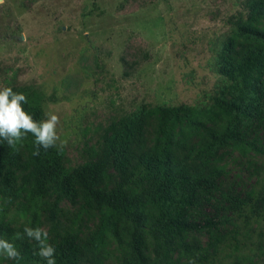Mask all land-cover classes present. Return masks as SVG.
Returning <instances> with one entry per match:
<instances>
[{
  "label": "rangeland",
  "instance_id": "374dc122",
  "mask_svg": "<svg viewBox=\"0 0 264 264\" xmlns=\"http://www.w3.org/2000/svg\"><path fill=\"white\" fill-rule=\"evenodd\" d=\"M249 1L3 0L0 86L16 92L39 89L44 114L59 117L57 134L66 141L62 162L70 173L99 159L111 138L120 143L129 130L133 142L126 157L130 164L140 159L152 146L157 125L144 116L149 106L201 109L236 101L239 109L215 127L225 141L194 136L184 170L214 180L224 192L264 194V86L260 93L240 97L217 71L223 60L237 56L245 42L237 21L244 24L243 10ZM232 35L237 38L235 50L222 55ZM186 153L185 149L181 157ZM110 158L113 188L121 173L115 168V156ZM30 179L29 155L22 147L17 164L0 182V191L12 186L21 192L11 206L0 194V217L10 228L30 226L35 213V223L48 232L51 245L77 233L79 264H88L94 255L111 264L120 254L118 246L100 239V214L85 204L74 182L51 189L35 209L16 210L29 196ZM197 195L196 206L185 208L189 218L202 223L226 214L217 191L199 189ZM231 228L228 224L217 230H191L185 242L205 247ZM249 236L237 259L224 258L220 264H264V228ZM26 241L34 246L30 258L20 246L19 260L0 256V264H41L36 242Z\"/></svg>",
  "mask_w": 264,
  "mask_h": 264
},
{
  "label": "trees",
  "instance_id": "16d2710c",
  "mask_svg": "<svg viewBox=\"0 0 264 264\" xmlns=\"http://www.w3.org/2000/svg\"><path fill=\"white\" fill-rule=\"evenodd\" d=\"M243 15L244 24L240 19L237 23L245 42L236 57L223 60L217 69L219 75L231 81L232 90L240 97L260 93L264 86V51L261 48L264 46V26L259 27L264 20V0L247 2ZM236 40L234 35L227 39L222 55L235 50ZM16 93L27 97L28 102L22 107L34 120L44 119L39 89ZM238 109L236 101L201 109L186 105L149 106L144 116L156 120L157 125L152 146L140 159L130 164L126 157L133 142L132 130H129L120 138V143L111 138L107 143L108 151L99 159L72 173L63 166V149H41L38 156L33 155L35 138L30 133L15 147L0 140V182L6 171L17 164L22 147L28 151L31 165L30 193L25 203L17 205V211L37 208L51 189H64L74 182L81 190L85 204L100 214V239L107 238L118 246L120 254L111 264H188L190 259L196 264H220L224 258L237 259L250 239L249 235L260 233L264 228V194L224 192L214 180L191 175L184 167L191 152L189 141L201 134L215 143L225 141L224 133L215 127ZM185 149L188 153L181 157ZM112 156L117 159L115 168L121 173V181L113 188L109 186L108 174ZM199 189L217 191L226 214L204 219L202 223L189 218L185 208L196 206ZM0 194L11 206L21 192L8 186ZM170 207L175 210H168ZM35 220L34 213V222L29 227H37ZM228 224L232 228L214 237L205 247L185 242L188 231L217 230ZM25 226L23 223L14 230L0 217V238L14 243L16 248L23 246L22 251L30 258L34 246L26 241L29 239H15V234H22ZM76 240L77 233L72 231L60 243L52 245L56 250V264H79ZM36 259L46 264L39 256ZM88 264H105V260L94 255Z\"/></svg>",
  "mask_w": 264,
  "mask_h": 264
},
{
  "label": "clouds",
  "instance_id": "9594fccd",
  "mask_svg": "<svg viewBox=\"0 0 264 264\" xmlns=\"http://www.w3.org/2000/svg\"><path fill=\"white\" fill-rule=\"evenodd\" d=\"M3 3V0H0ZM27 97L23 93H16L8 86H0V140L6 141L9 147H15L27 134L34 136L35 150L33 155L38 156L40 150L47 151L58 147L63 149L66 141L60 140L57 134L59 117L51 112L44 114V119L34 120L33 116L24 110ZM27 237L37 244L36 255L45 260L46 264H56L55 248L48 243V232L43 228L25 226L23 233H16L15 239L23 240ZM0 256L10 260H19L20 252L14 243L0 238ZM188 264H196L190 259Z\"/></svg>",
  "mask_w": 264,
  "mask_h": 264
}]
</instances>
